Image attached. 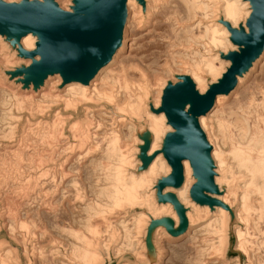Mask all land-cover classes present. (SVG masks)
<instances>
[{"label": "bare ground", "instance_id": "bare-ground-1", "mask_svg": "<svg viewBox=\"0 0 264 264\" xmlns=\"http://www.w3.org/2000/svg\"><path fill=\"white\" fill-rule=\"evenodd\" d=\"M6 1L19 2L20 0ZM161 1L164 2V0H143L142 2L140 0H127V18L121 40L122 44L112 55L110 62L101 67L87 84L78 80L65 83L60 73L49 74L38 87L34 82L26 84L23 81L24 75H14L12 72L15 67L21 64L29 67L33 60H40L39 55L30 58L21 54L23 48L29 51L37 48L36 43L39 41V34L29 33L17 43H13L12 38L0 34L1 54L8 59L5 65L0 64L1 79H5V82L10 87L12 86L15 97L37 105L38 112L35 110L34 104L32 110L27 111L28 113L42 117L31 123V125L36 126L27 127V139H29L28 135L31 131L36 132L44 125L45 130H47V126H49L55 131L54 134H59L58 136H60L65 147L58 146L61 149L57 157H50L45 151L43 153L47 158L57 160L61 153L70 149L78 151L79 148L84 146V151L79 152L78 155L70 159L72 161L74 159L78 160L83 155H90L98 145L96 143L98 136L102 135L106 139L101 155L102 162H97L98 169L104 161L105 164L102 166V172L99 173L98 188L93 194L97 195L95 196L97 201L99 199L104 201L105 199L107 207L102 206L100 203L85 204V221L84 219L79 221L81 229L70 232V236L74 238L73 244H64L71 258L82 261L85 259L83 255H88L89 259L79 264H104L105 257L107 259L111 258L112 250H114V255L117 257L120 254L118 253L119 250L124 246L121 242L123 239H120L121 235L118 239V235L123 231L126 235H129V238H131V233L133 235L146 233L152 221L163 217H171L176 223L175 227L179 228L180 226L181 219H179L174 204L171 201L160 202L157 198L158 179L165 178L172 172V166L168 163L163 152V141L167 132L175 130L168 122L166 113L158 111L162 105L163 90L167 79L159 95L158 87L162 84L161 81L155 83L149 74L138 68L137 70L143 78L142 81H132L129 71H125V75L121 78L122 81L111 85L110 90L102 89L104 75L113 68V65L127 50L126 33L129 16L131 18L135 17L139 23H150L155 13L154 8H158L157 6L160 5ZM56 3L61 9L74 12L72 9L74 6L73 0H56ZM186 3L190 8L191 18L182 22L176 19V22L180 29L187 27L192 29L188 42L184 41L187 45L184 46L185 49L188 47L195 49L193 51L195 57L191 62L204 60L205 63H202L197 70L194 69L192 73H184L183 71L188 70L187 65L179 68L172 62L173 67L183 73L177 72L173 68H170V72H176V75L189 74L196 85L197 91L203 94L211 84L218 82L227 68L231 66V60L225 58V56L231 51L239 50V45L231 40L232 34L229 27L234 29L243 27L247 33L250 32L247 19L253 12V4L249 0H186ZM197 29L201 31V34L199 37L194 38ZM184 56L188 58L190 55L188 56V53H185ZM263 59L264 49L252 66L246 72L238 75L236 87L228 94L220 93L212 109L198 119L201 129L206 132L211 147H213L211 157L216 173L214 182L218 186L219 193H210L209 195L221 201L222 205H201L191 198L190 192L196 179L193 167L186 159L182 163L184 166L182 185L175 187L169 184L164 189L163 194L173 192L177 196L178 201L186 210V216L189 219L188 229L181 234L169 235L165 231V225L160 223L159 227L156 228L155 234L157 237L158 235H164L168 238H180L187 235L194 228L200 227L197 230H207L213 235L216 234L215 239L217 238V240L213 242V249H216L217 254L224 259L230 240L231 213L234 212L239 221V225L234 227V234L237 239L236 248L240 252L249 255V259H251L250 253L244 250L248 227L242 228L240 226V223L245 226H248V223L246 220L238 218L237 213L240 215L242 212L247 211L250 203L259 205L260 209L264 210V98L260 101L255 99L252 104L245 103L246 108L242 111L240 109L238 114L229 117V120L224 119L225 117L222 118V116H224L223 109L226 103L236 96L240 88L253 76ZM207 76L212 77L211 82H208ZM173 81L176 82L177 80ZM150 85L153 90L150 89ZM140 91H145L146 94H140ZM134 95L141 97L138 107L125 106L134 101ZM96 97L99 99H96ZM152 97L153 100H151ZM151 101L152 103H150ZM40 102L45 103L41 106L39 105ZM96 106L99 108L94 109ZM188 107L189 105L186 106V109ZM81 110H84L85 118L73 120ZM17 112H19V109L10 108L12 122L22 120L23 113L19 116ZM256 112H260L259 117L252 124L251 117ZM48 114H53L54 117L47 118L46 115ZM143 122L147 123V131L152 134L147 156L155 155L147 165H143L140 159L143 149L139 146L145 145V142L140 138L138 129ZM225 122L230 123L239 131L238 141L234 144L232 150H228L226 147ZM14 129L15 124L12 123L10 131L13 133ZM124 129H128L129 136L126 135ZM133 135V142L127 144L126 151L123 152L120 147L122 145L120 140L130 141ZM39 137L40 143L37 144L38 146H32L34 150L51 142L46 131H43ZM24 146L31 147L29 142L25 143ZM157 152L159 153L157 154ZM67 162L60 168L59 179L63 176V170ZM46 177L47 174H44L39 178L42 181ZM56 178L57 174L53 172L51 180ZM126 206H129L132 210L134 208L139 210L130 215V212L125 210ZM11 209L6 207L4 212L8 214L12 211ZM1 210L3 211V209ZM116 210L125 211L116 212ZM4 218L1 219L0 226L5 224ZM205 219L206 222L203 223ZM104 220L105 222L110 220L115 224L113 230L106 228L105 233L99 236L101 223ZM17 224L20 228L23 227V223ZM10 226L12 227V224ZM84 234L99 237L95 240L85 241ZM0 242V250H2L0 251V263L9 264L11 249L4 247L5 242ZM142 248L144 249L145 246L143 245ZM136 251L138 250L132 252L136 253ZM55 252L63 257L60 249H56ZM15 254L19 257L17 252ZM136 255L140 257L139 254L136 253ZM28 259V263L33 264V259H30V257ZM71 261L65 260L61 264H74ZM234 264H239V262L236 261Z\"/></svg>", "mask_w": 264, "mask_h": 264}, {"label": "rangeland", "instance_id": "rangeland-1", "mask_svg": "<svg viewBox=\"0 0 264 264\" xmlns=\"http://www.w3.org/2000/svg\"><path fill=\"white\" fill-rule=\"evenodd\" d=\"M22 1L20 0L17 3H21ZM157 7L154 8L155 13L150 23L142 24L135 17L131 18L129 16L126 33L127 50L124 51L117 63L114 64L115 66L113 65V68L104 75L102 89L110 90L111 85L122 81L121 78L125 75V71H129L132 81H142L143 78L137 70L140 68L149 74L155 83L156 81H161L162 84L158 87L160 95L161 88L165 85L166 79L167 86L182 81L183 75L190 76L189 74L176 75V72H170V68L177 71L173 67V63L179 68L187 65L188 70L183 71L184 73H192L194 69L197 70L202 63H205L204 60L191 62L195 57V53H193L195 49L193 47L185 49L184 46H187L185 42H188L192 29L189 27L180 29L176 22V19L182 22L191 18L190 8L186 0H164ZM200 34L201 31L197 29L194 38L199 37ZM218 34L220 33L218 32ZM198 49L200 50L201 48ZM185 53H188V56H190L186 58L184 56ZM7 62L8 59L1 54L0 49V64L5 65ZM23 67L26 66L21 64L15 67L14 71ZM173 80L177 81L174 82ZM207 80L211 82L212 77L207 76ZM150 89L153 90L151 85ZM263 90L264 59L253 76L240 88L237 95L226 103L222 118L225 117L224 119L227 118L229 120V117L237 115L240 109L242 111L246 108L245 103L252 104L255 99L259 101L263 100ZM140 94L145 95L146 92L140 91ZM96 99L99 98L96 97ZM140 99L141 97L134 95V101L125 106L130 105L136 108L139 105ZM151 100H153V97ZM43 103L45 102H40L39 105L42 106ZM34 104L29 103L25 99L15 97L12 86L10 87L5 82V79H1L0 77V201L2 202H0V208L3 209V211L0 209V221L5 217L4 221L6 224L0 226V241L5 242V248L11 249L9 264H29V257L33 259V264H61L65 260H72L71 262H74V264H79L82 261H87L89 259L88 255L84 254L83 257L85 259L82 261L71 258L64 244H73L74 238L70 236V232L81 229L79 221L86 218L84 208L88 203H100L102 206L107 207L105 199L104 201H101L102 199L97 201L95 197L97 195L93 194L98 188L99 173L102 172V166L105 164L104 161L100 169H98L97 162H102L101 155L106 139L102 135L98 136L96 138V143L98 144L96 149L90 155L79 157L78 160L74 159L72 161L70 159L78 155L79 152H83L84 146L79 148L78 151L70 149L61 153L57 160L49 159L43 151L50 157H57L59 150L63 146L65 147V145L62 143L60 136H58L59 134H54L55 131L49 126L45 130V125L43 128L36 130V132L31 131L28 135L29 139H27V127L36 126L31 125V123L37 118H42L37 114L31 115L27 112L32 110ZM10 108L19 109V112H17L19 116L23 113L21 121L12 122ZM96 108L99 107L96 106L94 109ZM35 110H38L36 104ZM84 113V110H81L78 115H75L73 120L85 118ZM259 113L256 112L252 115V124L259 117ZM46 116L47 118L54 117L53 114ZM12 123L15 124L13 133L10 131ZM224 127L227 137L226 147L228 150H232L234 144L238 141L239 131L228 122H225ZM43 131H46L51 142L34 150L32 146H38L37 144L40 143L39 136L42 135ZM138 131L140 138L144 140L145 145L147 144V148H149L152 134L150 131H147V123L143 122ZM124 132L129 136L128 129H124ZM170 132H167L163 145ZM26 140H29L27 142H29L31 147L24 146L27 143ZM133 140L134 135L130 141L124 142V139L120 140L122 141L120 142L122 143L120 146L121 150L123 152L126 151V145L132 143ZM59 145H61V148H58ZM139 147L142 149L143 145ZM140 159L142 160V153L140 154ZM66 162L63 176L59 179L60 168ZM142 163L144 164L143 160ZM53 172L57 174L55 180H51ZM44 174H47V177L41 181L39 177ZM161 179L159 178L158 182ZM195 179L197 182L198 178L195 177ZM6 207L12 208V211L8 214L4 212V208ZM125 210H128L129 214L132 215L139 209L134 208L132 210L129 206H126ZM125 210H116V212H123ZM237 215L238 218H242L248 223V226H245L243 223H240V226L242 228L248 227L244 250L250 253L251 259H249V255L242 251L240 252L236 248L237 239L234 234V227L239 225V221L235 217L234 212H232L229 246L225 251L226 255L224 259L220 257L221 255L217 254L218 251L216 249H213V242L217 240V238L215 239L216 234L213 235L207 230H205L206 232L197 230L200 227L194 228L187 235L180 238H168L164 235H158L157 237L155 233L156 228L159 227V223L156 222L161 219L168 220V223H164V228L169 235H174L173 231L178 230L175 227L176 223L174 219L163 217L152 221L146 233L134 235L131 233V238L124 231L121 232L120 230L121 233L118 235V239L121 235L120 239H123L121 242L124 246L119 250L118 253L120 254L117 257L114 255V250L111 251V258L107 259L104 256L106 259L104 264H234L236 261L239 264H264V210H261L259 205L250 203L247 211L242 212L240 215L237 213ZM205 222L206 219L203 223ZM17 223H23V227L20 228ZM11 224L14 229L10 226ZM114 224L110 220L108 222L104 220L101 223L98 235H103L106 228L113 230ZM33 233L36 235L34 236ZM83 236L85 241L90 239L95 240V238L99 237H91L85 234ZM143 245L145 246L144 249L142 248ZM56 249L62 251L63 257L56 254ZM136 249L138 250L136 253L140 257L135 252H132ZM15 252L18 253L19 257H17Z\"/></svg>", "mask_w": 264, "mask_h": 264}, {"label": "water", "instance_id": "water-1", "mask_svg": "<svg viewBox=\"0 0 264 264\" xmlns=\"http://www.w3.org/2000/svg\"><path fill=\"white\" fill-rule=\"evenodd\" d=\"M249 1L253 4V12L247 19L250 32L243 27H229L231 40L239 45V50L225 56L231 60V66L223 77L203 94L197 91L188 75H183L182 81L176 84L167 85L163 91L158 111L166 113L175 130L168 133L163 152L173 169L157 183V196L160 202L171 201L181 219L174 235L188 229L189 219L177 196L173 192L163 194V191L169 184L182 185L184 160H189L194 176L198 178L191 189V197L202 205H222L209 195L219 193L214 182L213 147L198 119L212 109L220 93L228 94L236 87L238 75L246 72L264 49V0ZM126 3L127 0H74L72 12L61 9L55 0H23L21 3L0 0V34L12 38L13 43L29 33L39 34L37 48L33 51L23 48L21 54L30 58L39 55L40 60H33L29 67L18 68L13 74H24L23 81L26 84L34 82L37 87L54 73H60L65 83L77 80L89 83L122 44ZM142 149L143 165H147L155 155L147 156V144ZM156 223L164 224L168 220L161 219Z\"/></svg>", "mask_w": 264, "mask_h": 264}]
</instances>
